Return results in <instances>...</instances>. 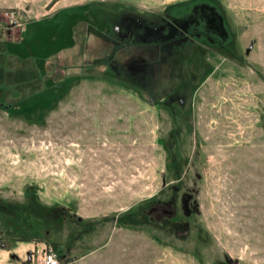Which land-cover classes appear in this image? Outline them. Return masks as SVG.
Instances as JSON below:
<instances>
[{
	"label": "rangeland",
	"instance_id": "rangeland-1",
	"mask_svg": "<svg viewBox=\"0 0 264 264\" xmlns=\"http://www.w3.org/2000/svg\"><path fill=\"white\" fill-rule=\"evenodd\" d=\"M92 5L165 31L88 25ZM0 31L11 59L72 77L22 113L0 103V264H43L51 242L59 264H264V0H0ZM3 56L10 96L41 85ZM108 65L152 67L148 93L93 78ZM172 198L185 237L144 215Z\"/></svg>",
	"mask_w": 264,
	"mask_h": 264
},
{
	"label": "trees",
	"instance_id": "trees-1",
	"mask_svg": "<svg viewBox=\"0 0 264 264\" xmlns=\"http://www.w3.org/2000/svg\"><path fill=\"white\" fill-rule=\"evenodd\" d=\"M98 8H100L98 5L97 6L92 5V6H88V7L86 6L84 10H80L78 12L77 16H80L82 18V21L86 22V24H88V25L90 22L87 21V19L91 20L92 18L97 17V18H100V20H102V21L105 20L106 22H111L112 18H110V16H112V17L116 16V18H113V19L117 20L118 22L120 21L122 25L125 22H127V25L133 26L132 29L128 26H126V27L124 26V31H123L124 33L128 32V31H135L136 32V31H140L141 29L144 30L145 28L153 30L156 33H160L162 31H165L160 25H158L156 23H152L150 20L149 21L151 23H149L148 20H146L144 18L142 19V17H138L134 13L118 12V14L116 15L114 10H106L104 8L103 9H98ZM73 14H75V13H73ZM114 25L118 27V25L116 23H114ZM167 30H168V28H167ZM120 33H122V32L120 31ZM148 43L151 44L150 42H148ZM0 54H4V56L1 59L4 58L6 60L11 61L12 63L18 64L19 67L17 66L18 69L15 72L16 75L14 74V78H15V76L18 77V79L16 81L24 80L25 78H27V79L33 78V77H35L36 80L42 81L41 85L34 86L29 91L28 94L23 95L21 98H18V97H20V94H18V92L16 90H15V92H16L15 96L12 97L9 95L8 92H6L7 89L11 90L12 85L15 84V85L19 86L21 83L20 82H15V83L11 82L12 71H10V70L5 71V72L2 71V73H0V84H2V88H1V92H0V103L3 104L1 107L7 111L14 112V113H22L19 111L21 108L20 105H22V107L24 105H29L31 103V101L33 99H35L34 97H37L38 99L39 98L42 99L45 96V94H48V93H51V95L56 96V98H57L58 96H60L61 94H63L65 92V88L67 87V83L72 78V77H64L60 81L58 80L57 82H55L52 79L47 77V74H51L50 73L51 69L48 70V66L51 67L53 64L52 62H48L44 66L41 65V67H39V71L34 72L35 69L32 66L26 67L25 63H23L22 65L20 63H18V60L16 58L11 59V56L7 52L6 48L4 50H0ZM104 62H106L105 59L94 60L90 64V66H91L92 70H94L95 67L100 66L101 64H104ZM8 63H10V62H8ZM107 67H105V70L100 73L101 75H98L95 77L89 73L88 75H86V74L85 75H78V79H82V78L85 79V78L93 76V78H96L98 80L101 79V80H104L106 82H116L119 85L126 84L128 81H131L134 84L135 81L139 80L140 84L142 85V88L138 87V86H136V88L138 90H143V93H148V90H146L148 87L147 84H148V82L153 81L151 79V75H150V74H152V69H151L152 67L146 69L144 72V75L139 74L138 72H134L132 70V68L125 67L123 65L109 66L108 68ZM135 85L136 84H134L133 86H135ZM24 87H25V85H24ZM7 98L10 100V102L6 101ZM5 101L7 103H5ZM172 117H173V115H172ZM175 127H176V125L174 124V128ZM173 144H176V143H173ZM178 154L180 155L179 152H178ZM180 158H182V157L180 156ZM12 240L16 241V242L26 241V239H22V238L12 239ZM49 245H50L51 249L54 252H56L57 254H59V256L61 257V254L63 253L61 243L60 242H51Z\"/></svg>",
	"mask_w": 264,
	"mask_h": 264
},
{
	"label": "flooded vegetation",
	"instance_id": "flooded-vegetation-1",
	"mask_svg": "<svg viewBox=\"0 0 264 264\" xmlns=\"http://www.w3.org/2000/svg\"><path fill=\"white\" fill-rule=\"evenodd\" d=\"M211 17L209 21L212 19ZM211 29L208 31L209 33L217 34V38H221V35L224 36L223 29L219 26L218 21L216 18H213L211 21ZM187 200L183 201L184 207L181 211L183 213L182 215L186 216L189 215V212L187 211ZM145 217L148 219V221L153 222L157 226L164 225L165 220H170L172 223V227H174V232L179 237H185L184 234L187 230L188 223L186 221H183L182 223H178L176 221H173L175 217L178 215V211L176 209L175 201L172 199L167 201H155L149 203L145 208ZM186 211V212H185ZM187 214V215H185Z\"/></svg>",
	"mask_w": 264,
	"mask_h": 264
},
{
	"label": "built area",
	"instance_id": "built-area-1",
	"mask_svg": "<svg viewBox=\"0 0 264 264\" xmlns=\"http://www.w3.org/2000/svg\"><path fill=\"white\" fill-rule=\"evenodd\" d=\"M12 16V15H11ZM19 24V23H18ZM17 24V25H18ZM42 263L43 264H59L58 255L56 252H54L51 248L50 250L45 253L42 257Z\"/></svg>",
	"mask_w": 264,
	"mask_h": 264
}]
</instances>
